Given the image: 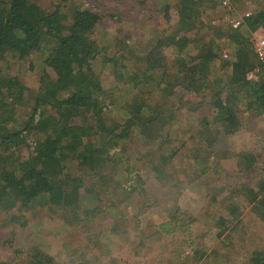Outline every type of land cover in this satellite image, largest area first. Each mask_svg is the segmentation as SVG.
<instances>
[{
  "label": "trees",
  "instance_id": "obj_1",
  "mask_svg": "<svg viewBox=\"0 0 264 264\" xmlns=\"http://www.w3.org/2000/svg\"><path fill=\"white\" fill-rule=\"evenodd\" d=\"M56 1L52 7L42 0H0V65L4 61L8 65L0 67V214H7L9 222L17 221L23 228L43 211L52 214L56 209H82V222L97 217L102 211L100 196L110 188L109 156L123 149L120 145L133 134L153 142L164 115L175 120L176 112L190 103L187 94L197 97L212 91V120L208 116L200 131L210 146L216 135H229L239 127L235 110L239 101L248 100V110L264 115V78L247 79L257 63L251 37L264 30V0H246L253 4L251 15L242 27L228 26L227 32L208 16L221 0H159L168 28L175 29L159 38L137 62H145L144 66L136 69L126 60L131 52L128 35L116 36L117 49L111 55L95 37L106 17L118 16L101 14L100 4L87 0ZM199 29L209 34L203 36ZM223 38L236 45L226 59ZM13 62L36 73L35 84L25 83L10 67ZM106 63L116 67L117 80L111 88L98 69ZM217 68L224 76L212 79ZM159 158L153 171L162 180L170 159L162 154ZM126 165L127 178L134 168ZM89 177L95 180L91 185ZM136 177L142 185V175ZM122 187L129 201L140 192ZM20 209L33 211L29 219L17 214ZM232 214L238 216L236 208ZM14 236L11 230L7 238L13 242ZM8 239L0 243L11 247ZM30 247L23 251L26 264H59L41 245ZM243 264H264V250L251 252Z\"/></svg>",
  "mask_w": 264,
  "mask_h": 264
},
{
  "label": "rangeland",
  "instance_id": "obj_2",
  "mask_svg": "<svg viewBox=\"0 0 264 264\" xmlns=\"http://www.w3.org/2000/svg\"><path fill=\"white\" fill-rule=\"evenodd\" d=\"M87 1L92 5L99 3L97 9L101 14L118 16L106 17L95 37L105 47L104 53L111 55L117 49L116 36L128 35L131 52L126 60L135 69L144 66L145 62H137L155 47L159 38L167 30L175 29L168 28L170 23L161 12L159 0ZM42 2L52 6L57 1ZM232 3L234 12L229 13L230 9L219 3L208 13L224 32L229 26L223 22L226 15H241L254 8L246 0ZM199 32L203 36L209 34L200 29ZM221 40L222 56L230 58L235 42ZM100 66L101 78L111 88L117 80L116 67L111 63ZM0 67H8L7 61L1 62ZM10 67L25 83L35 84L37 74L27 70L23 63L13 62ZM222 74L223 70L217 68L212 79ZM211 93H207L209 97L185 95L190 103L176 112L175 120L168 119L167 113L164 115L156 126L153 142L133 134L126 144L120 145L123 149L109 156L105 174L110 188L100 196L102 211L97 217L82 222V209H56L52 214L43 211L20 228L17 221L9 222L7 214H0V241L8 239L11 230L15 231L13 242L8 239L11 247L0 243V262L26 264L27 252L23 251L35 244L56 257L59 264H243L248 262L251 252L264 250V115L248 110V100L242 99L240 91L245 104L239 101L235 105L239 127L229 135H216L210 146L200 131L208 116V121L212 120ZM177 148L181 150L170 159ZM161 154L170 162L165 164L166 173L159 180L153 165ZM127 162L134 171L126 178L123 167ZM138 173L142 175V185L137 180ZM93 182L87 178V185ZM122 186L140 192L129 201L121 192ZM125 190L130 192L131 188ZM122 200L125 201L120 203ZM234 208L237 217L232 214ZM16 212L29 219L33 211ZM110 214L116 216L111 218ZM122 214L127 217L119 219Z\"/></svg>",
  "mask_w": 264,
  "mask_h": 264
},
{
  "label": "built area",
  "instance_id": "obj_3",
  "mask_svg": "<svg viewBox=\"0 0 264 264\" xmlns=\"http://www.w3.org/2000/svg\"><path fill=\"white\" fill-rule=\"evenodd\" d=\"M224 7H228L230 12H234L232 0H221ZM251 15V11H245L241 15L229 14L223 18L225 24L231 26L234 29H239L242 27L245 17ZM216 23V22H215ZM251 42L253 43L254 51L257 56V63L255 67L247 72V79L250 81H257L261 77L264 78V30L258 31V33H253L251 37ZM228 57V54H224Z\"/></svg>",
  "mask_w": 264,
  "mask_h": 264
}]
</instances>
